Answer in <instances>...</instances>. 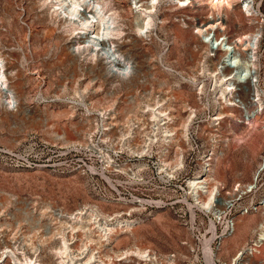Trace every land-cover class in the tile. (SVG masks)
I'll list each match as a JSON object with an SVG mask.
<instances>
[{
  "label": "rangeland",
  "instance_id": "1",
  "mask_svg": "<svg viewBox=\"0 0 264 264\" xmlns=\"http://www.w3.org/2000/svg\"><path fill=\"white\" fill-rule=\"evenodd\" d=\"M176 1L159 0L151 10L149 37L138 29L143 16L132 0H107V14L122 29L107 53L129 65L124 72L108 68L102 50L76 49L84 39L49 0H0V58L19 103L10 111L0 96V264H29L35 256L34 264H56L57 230L84 206L103 217L85 223L91 240L81 231L73 235L63 264H210L207 240L216 264H233L244 249L236 264H264V240L253 245L264 213V171L252 182L264 157V0H248L250 12L242 0L221 10L208 0ZM205 20L222 27L196 33ZM250 33L259 36L257 67H248L245 80L228 77L232 90L221 95L210 74L220 51L208 58L206 48L224 39L243 63ZM174 87L181 98L174 114L188 122L182 132L176 125L173 146L149 109ZM217 145L224 153L216 164L218 188L201 208L187 181L202 174L204 156ZM175 156L181 165L171 170L164 161L173 167ZM249 219L241 243L232 249L229 242L230 251L221 253L234 226ZM123 220L136 221L132 230L117 228L108 241L98 240V222ZM133 247L148 250L150 259L119 256Z\"/></svg>",
  "mask_w": 264,
  "mask_h": 264
},
{
  "label": "bare ground",
  "instance_id": "2",
  "mask_svg": "<svg viewBox=\"0 0 264 264\" xmlns=\"http://www.w3.org/2000/svg\"><path fill=\"white\" fill-rule=\"evenodd\" d=\"M132 1H133V4L135 5V7L138 6V9H140L141 14L143 16L142 24L139 26L138 29L141 31H144L146 36L150 37V33H151L150 29H151V26L153 24V19L151 16V10L159 2V0H146L144 2H143V0H132ZM208 1H209L211 8L216 9V10H221L222 8H230V6H231L229 0H208ZM141 2H142V4L138 5V3H141ZM176 2H177V4H180V5H186L187 0H177ZM49 3L53 5V8H54L53 11L56 13L58 12L57 15L62 16L61 18L64 19V21L66 23V24L65 23H63V24H65L67 26L75 25V29L77 30V34L80 35V39L81 38L84 39L82 41L83 45L82 46L78 45V47L76 49H79L80 47L86 48V47L90 46L91 49L90 48H88V49H90L92 51L102 50L104 53L102 52L101 54L103 55L104 63L108 65V68H111V70H113V71L115 69L117 71H124V72H127L126 71L127 69L129 70V68H130L129 65H128L129 68L128 67L126 68V66L122 65L120 63V61H117V60L113 61L112 59H110L111 58L109 56L110 54L108 55V53H107L111 50H114L113 49L114 37L120 35V33L122 31L117 18L115 16H111V14H107V12H106L107 0H103L101 2H98L95 0H49ZM242 4H244L243 7L248 12H250L252 9H254L253 6H250V2L248 0H242ZM255 12H256V10H255ZM257 14H258V16L263 15L260 8H258ZM205 21L206 22L204 24L196 27V29H195L196 33L208 34L209 31H211L212 29H214V28L218 29V27H220V28L222 27L221 22L215 23V21H210V20H208V21L205 20ZM258 37H259L258 33H250V34L243 37L244 43L242 44L243 45L242 50L247 53V55L245 54L247 57L245 58L243 63L233 53V51L235 50L234 46L231 47L232 45L230 46V44L225 43L224 39H222L219 42V50L221 52L220 53L221 62L223 63V61L226 58L231 57V59L236 64L235 69L227 67L226 68V74H224V75L220 74V69L218 66H216L214 69H211L210 74L214 78L215 83H219L222 85V89L220 90L221 95H224V94H226L232 90V87H230V85L227 84V81H226L229 79L228 77H230V79H233V78L239 79L240 75H242L243 73H247L249 66L257 67L258 56L255 54L256 53L255 51H256L257 46H258ZM237 42L242 43V38L241 37L238 38ZM237 42H234V45H236ZM211 51L212 50H210V47L207 46L206 57H208V58L212 57L213 51L212 52ZM113 53H115V52L113 51ZM118 57H122L121 54H119ZM122 61L126 62L124 58L122 59ZM4 62H5L4 59L0 58V93H1L0 96H2L3 105H4L5 109H9L10 111H12V110L16 111L19 103L15 97L16 94L14 95L12 93L13 90L11 91L9 89L10 85H9V81L7 78V74L5 72ZM127 64H128V62H127ZM17 82H15L16 83L15 88H17L16 86H19L20 81L18 83ZM13 87H14V85H13ZM197 89L198 88H196V90ZM171 90H173L172 91V92H174L173 94L171 93L169 95L170 92H165L166 96L168 95V98H167V100H165L164 103L159 105L157 102V104L155 105L156 107L150 108L149 111L152 113V114L150 113V115H153L152 117H154V119L157 117L155 113H158L160 115V118H161L160 120L163 121L162 123L161 122L160 123L162 125V128H161L162 134L165 133V135H164L165 140H166L165 142L170 143L171 145L174 146V145H177V142H178V136H177L178 132L176 129L177 128L176 125H179V127L181 128L178 131L185 130L187 127L188 120L185 119V120L179 121V119L175 116V114H174L175 111L173 110V104L177 101H181V98L179 97V92H178V90L175 89V87L171 88ZM160 101H162V100H159V102ZM147 107H149V106H147ZM188 113H189L188 117H190V114L192 113V111H190ZM216 115L219 116L220 113H217ZM151 120L153 121V119H151ZM161 129L159 128V130H161ZM180 132H182V131H180ZM178 135H180V134H178ZM183 136L185 137V135H183ZM146 138H148V136ZM151 140H153V138ZM219 148H220V146H218V145L213 146V148L208 152V154H206V156H204L203 165L201 167L202 174L201 175L199 174L198 177L189 179L187 181L189 189H191V192H193V194H194L195 202L201 208H208L210 206V203H212L211 201L213 199V195L218 188L217 180L215 178V176H216L215 175L216 174V164L224 154ZM178 152H180V151H178ZM175 157H176L175 158L176 160L174 159V161H173L174 162L173 167L170 165L172 163L167 162L168 160L166 161V159H165V161H164V164H167V165L169 164L171 170L176 168L177 166L181 165L180 158L178 156H175ZM106 167H107V165H106ZM255 171L256 172H255V174H253L254 176L252 179V182L254 185L257 184L259 174H261V172L264 171V157L261 159V161L258 165V168ZM262 198L263 199L261 200V206L263 207L262 210L264 211V195ZM139 203H140V206H142V207L145 204H147V202H145L143 200H140ZM98 215H101V213L98 212L96 208L84 206L83 208L77 210L74 213H69V215L67 217L68 218L67 224L61 222L60 227L57 230V233L61 234V236L59 237L61 240V244L59 245V247L57 249H54L55 256L60 259V261H58L56 264H63L61 259L64 256L69 255V249H70L69 241L71 239H73V235L76 232H78V231H81V233L83 232V237L86 238L87 240L88 239L91 240L90 238H91L92 231L90 233V231H87V229H85L84 226H85L86 222L90 221L89 218H93V217L96 218V216H98ZM261 215H262V221L258 225V232L256 234L254 241H253L254 246H259L262 243V241L264 240V213ZM101 216L103 217V215H101ZM242 219L244 220V218H242ZM252 219L243 221L242 223L240 221L241 226H240L239 230H237L239 223L236 226H234V229H233V231L229 237L230 240L227 242V244H226L227 246L221 250V253L227 254L230 251L231 246H229V242H232V244H233L232 249L237 247L241 243L243 236L246 235V233H248V229L250 228V226L253 222ZM58 223H60V222H58ZM135 223H136L135 220L116 221L113 224H106L105 222L103 224V223L98 222L97 227H96V228H98V232H97L98 240H100V241L107 240L108 241L109 236L115 230H117V228L121 229V230H125V231H130L135 226ZM89 229L91 230L90 227H89ZM65 231H66V234L69 233V237L71 236V238H69L68 235L67 236L65 235ZM79 233L80 232H78V234ZM226 241L224 242V244L226 243ZM205 242L206 243L204 244V251H205V253L209 259V262H210V264H216V262L214 261L215 255H214L213 250L211 249V246H210L211 241L207 240ZM99 245H102V244L100 243ZM246 250L244 249L241 252H238V253L236 252L235 256L232 260V263L236 264L237 260L239 262L243 256V253L246 252ZM10 253H12V251ZM128 254H134L135 256H138L141 259H145L148 256L147 250L145 248H141V247H133L131 249H128V250L120 253L119 256L124 255L126 257V255H128ZM13 257H14V255H13ZM36 257L37 256H35L33 261L29 259V261L26 263H29V264L36 263V261H37ZM14 264H19V262H17V260H14Z\"/></svg>",
  "mask_w": 264,
  "mask_h": 264
},
{
  "label": "built area",
  "instance_id": "3",
  "mask_svg": "<svg viewBox=\"0 0 264 264\" xmlns=\"http://www.w3.org/2000/svg\"><path fill=\"white\" fill-rule=\"evenodd\" d=\"M212 37V35L208 36V37H203L204 41H208L210 40ZM217 40H219V37L217 38ZM222 39H220L219 41L215 42V41H211V43L208 45L210 47V50H212V56L214 55V52L216 50H219V42L221 41ZM220 51V50H219ZM233 51V50H232ZM221 53V52H220ZM234 53V52H233ZM241 63V62H240ZM219 66V69H223L225 71V74H226V68L229 67V68H233L235 69L236 68V64L234 63V61L231 59V57H228L226 58L223 63L221 62V58H220V64L218 65ZM241 80H245L246 78L250 77L249 76V73H243L242 75L239 76ZM238 79V80H239ZM208 154V153H207ZM148 252V256L146 258H149L150 259V252L147 250ZM145 258V259H146ZM171 264H175L174 263V260H172Z\"/></svg>",
  "mask_w": 264,
  "mask_h": 264
}]
</instances>
